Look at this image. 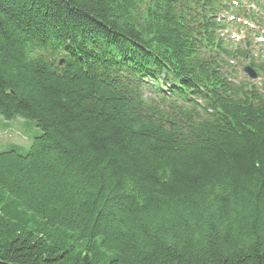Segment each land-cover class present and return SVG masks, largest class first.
I'll return each mask as SVG.
<instances>
[{"label": "trees", "instance_id": "1", "mask_svg": "<svg viewBox=\"0 0 264 264\" xmlns=\"http://www.w3.org/2000/svg\"><path fill=\"white\" fill-rule=\"evenodd\" d=\"M192 7L0 0V117L42 132L0 151V264H264L263 97L168 130L112 81L208 78Z\"/></svg>", "mask_w": 264, "mask_h": 264}, {"label": "rangeland", "instance_id": "2", "mask_svg": "<svg viewBox=\"0 0 264 264\" xmlns=\"http://www.w3.org/2000/svg\"><path fill=\"white\" fill-rule=\"evenodd\" d=\"M41 133L32 121L22 118L5 121L0 117V151L17 149L25 154Z\"/></svg>", "mask_w": 264, "mask_h": 264}]
</instances>
